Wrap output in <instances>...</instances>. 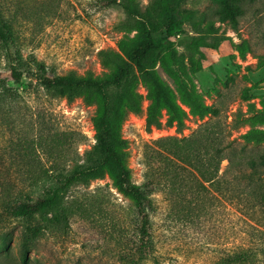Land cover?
<instances>
[{
    "label": "rangeland",
    "instance_id": "rangeland-1",
    "mask_svg": "<svg viewBox=\"0 0 264 264\" xmlns=\"http://www.w3.org/2000/svg\"><path fill=\"white\" fill-rule=\"evenodd\" d=\"M152 1L0 0V11L13 29L9 43L0 39V77L12 89L7 94L0 89V188L2 179L28 188L36 166H49L53 160L68 169L83 163L96 144L98 100L89 101L85 95L69 100L46 89L31 74L36 62L44 64L50 76L110 75L115 67L107 58L125 57L121 46L137 33L122 3L144 9ZM183 7L195 10L196 16L194 22L182 23L174 47L196 91L219 113L204 118L192 114L180 100L174 79L158 63V73L186 116L178 128L167 123L164 110L162 125L149 128V87L139 78L135 91L140 110L127 109L120 127L127 141L125 165L136 185L148 179L146 151L156 139L189 137L208 123L221 124L228 139L238 147L247 146L248 155L264 152V141L244 138L252 130L264 129V0L246 4L237 28L215 19L214 0H186ZM211 21L217 33L209 34L207 41H219L218 46L190 47L188 39L207 31ZM13 68L23 71L17 83ZM61 133L66 145L59 155L52 154L47 143L37 144ZM228 165L224 159L221 174L234 180L240 194L220 199L208 211L206 191L195 193L194 183L168 190L160 179L152 193L155 250L141 264H264V188L258 184L249 189V178L228 171ZM3 204L0 191V264H18L28 228L36 223L9 217ZM62 207H72L73 213L67 220L49 222L29 243L31 264H125L124 253L138 241L141 217L136 201L118 188L109 173L73 185L63 206L50 216ZM245 250L246 262L232 261Z\"/></svg>",
    "mask_w": 264,
    "mask_h": 264
},
{
    "label": "trees",
    "instance_id": "trees-1",
    "mask_svg": "<svg viewBox=\"0 0 264 264\" xmlns=\"http://www.w3.org/2000/svg\"><path fill=\"white\" fill-rule=\"evenodd\" d=\"M185 1L153 0L144 9L136 3H122L128 20L137 33L122 44L125 57L115 55L107 58L115 70L106 77L80 76L74 72L50 76L45 65L38 62L36 68L31 69V74L46 89L66 96L69 100L85 95L89 101L97 99L100 107L94 118L96 144L88 153L85 162L76 163L69 169L56 160L49 166H36V175L28 188L12 185L7 179L1 180L4 212L9 217L25 218L36 223L28 228L29 235L22 242L18 264H31L29 243L34 241L49 222L69 219V213H73L72 207H62L61 211H56L52 216L50 214L63 206L70 188L77 183H88L103 177L106 173L114 178L121 191L136 201L137 213L141 217L138 241L133 249L124 253L125 264H141L155 250V237L151 226V214L155 209L152 193L160 179H164L165 188L168 190L175 189L177 184L188 186V183H194L195 193L206 191V211L213 208L220 199L240 194L234 180L221 174L224 159L229 161L228 171H236L246 179L249 178V189L252 190L258 184L264 188V152L248 155L247 146L238 147L234 140L228 139L225 128L219 123L205 124L189 137L165 136L156 139L146 151L148 179L142 185L133 182L130 169L125 165L124 149L127 141L121 136L120 127L127 109L140 110V98L135 91L139 78L149 87L151 103L148 107V127L162 125L164 110L169 125L175 124L178 128L184 125L186 112L174 91L158 73V63L174 79L180 100L189 107L192 114L204 118L219 113L217 107L206 104L196 91L188 78L185 64L174 47V38L181 33L182 23L194 22L196 16L195 10L183 7ZM214 1L217 3L215 19L228 22L237 28L246 4L254 0ZM216 33L211 21L207 31L190 37L187 43L192 48L217 47L219 41H207L209 34ZM12 37V25L0 11V39L9 43ZM22 75L23 71L12 69L14 82H19ZM0 89L6 94L12 90L1 77ZM110 89L113 90V96ZM244 138L247 142H262L264 129L252 130ZM46 143L52 154L59 155L65 149L66 138L61 133L52 134L45 141H37L39 145ZM262 194L264 195V189ZM248 259L247 250L232 257L233 262L240 263Z\"/></svg>",
    "mask_w": 264,
    "mask_h": 264
}]
</instances>
